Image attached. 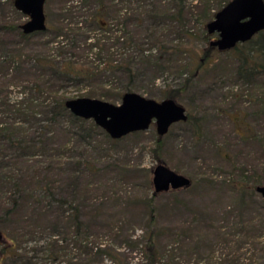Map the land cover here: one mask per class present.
<instances>
[{"label":"trees","instance_id":"obj_1","mask_svg":"<svg viewBox=\"0 0 264 264\" xmlns=\"http://www.w3.org/2000/svg\"><path fill=\"white\" fill-rule=\"evenodd\" d=\"M68 1L59 0L63 6L58 8L56 20L52 25L45 24L42 31L23 33L21 23L0 24V32L16 37L6 57L0 51V264H104V259L122 264L113 245L123 244L129 249L136 246L133 227L126 218L114 209L106 213L108 216L102 215V201L90 194L89 181H82L86 175L102 170L95 166V152L100 157L102 144L112 147L119 138H110L91 119L70 113L64 105L67 98L86 96L113 101L141 83H152L158 72H187L178 87L163 90L164 99L175 101L199 72L213 76L221 67L222 61L217 58L208 60L209 51H215L229 55L228 70L233 82L252 92L258 90L250 94L249 107L256 106L257 112L263 107L264 112V29L223 51L210 46V39L207 40L197 63L190 67L180 58L187 53L190 60L191 51L181 43L165 41L170 32L185 40L190 35L184 21L189 11L184 9L182 0H170V7L161 0H128L131 2L127 4L135 5L123 11V0H93L95 6L87 23L77 20L73 9L66 8ZM227 1L218 0L216 8H211L208 1H198L203 40L210 35L205 23ZM8 3L11 5L12 0ZM95 28L101 33L90 35ZM37 35L39 40L28 52L21 53L25 43ZM63 35L69 38L68 42L54 43L53 38ZM89 54L97 59L90 60ZM80 85L89 88L75 96L66 94L67 86ZM247 111H233L240 115V129L244 126L243 130L233 127V144L255 143L260 158L255 159L254 152L247 150L245 161L252 168L245 169L238 167L237 160L228 154L231 175L221 177L220 182L206 178L205 184L227 188L233 199V204H228V221L233 231L226 237L217 230L220 241L229 249L234 246L233 250L248 243L264 257V200L258 193L260 199L254 198V187L264 185V129L259 132L253 127L248 116L254 112ZM185 113L183 122L197 132L200 117ZM161 136L154 139L156 163H164L159 156ZM216 151L227 158V153L219 148ZM189 180L183 188L193 184ZM156 194L152 190L142 200L147 210L146 229L137 240H142L146 253L143 264H156L161 256L159 249L154 248ZM122 195L124 201L113 191H106L99 198L111 200L112 206H119L118 211L139 199L132 194ZM36 237L40 243L26 245ZM169 249L172 251L175 246ZM185 250L190 259V248L184 247ZM171 251L166 250L165 264H178ZM254 254L255 251L247 259L251 260Z\"/></svg>","mask_w":264,"mask_h":264},{"label":"rangeland","instance_id":"obj_2","mask_svg":"<svg viewBox=\"0 0 264 264\" xmlns=\"http://www.w3.org/2000/svg\"><path fill=\"white\" fill-rule=\"evenodd\" d=\"M8 1L0 0V24L4 21L14 23L25 21L26 16L17 11L12 4L9 5ZM169 1L161 0L160 3L170 7L169 4L172 2ZM198 1L182 0L184 9L189 11L184 20L185 27L190 32L187 40L176 38L171 32L165 37L166 42L181 43L182 47L191 51L193 58L191 57L190 60L187 58V53H183L180 58L183 62H189L190 67L197 63L207 40L213 39L215 35H206V39L203 40L204 30L200 28L201 7ZM202 1H208L211 8H216L218 0ZM129 2L131 1L123 0L122 11L123 8L128 10L129 7H134L135 4H127ZM65 5L66 8L73 9L74 16L78 15L76 16L77 20L87 23L95 2L93 0H85V2L69 0ZM62 6L59 0L44 1L45 24L52 25L54 23L58 8ZM215 10L212 9L211 11ZM100 33V30L96 28L90 31V35ZM37 36L25 43L20 52H28L35 41L39 40V35ZM0 37L3 38L0 51L6 57L8 55L7 50L13 49L12 44L16 37L13 34L2 32H0ZM53 39L54 43L58 42V44L61 41L66 43L69 40L64 35ZM209 54L208 60L216 61L217 58V61H222L221 67L216 70L213 76L209 73L199 72L189 81L187 89L175 99V102L181 105L185 112L200 117L198 131L194 132V127L189 123L177 121L172 123L167 132L161 136L160 160L172 170L191 178L193 184L187 188L159 192L154 197V248L159 249L158 253L161 254L156 264L166 263V254L168 253L166 250L171 251L169 248L173 246H175V249L171 252L175 253V259L178 261L176 263L178 264H264V257L257 250L251 249L248 243L240 249L233 250L234 246L229 249L220 241L222 240L220 236L216 234L219 230L222 231L224 236L228 237L229 232L233 231L228 221V204L232 205L233 199L228 196V189L225 187L219 185L208 187L205 184L207 182L206 178L220 182L221 177L231 175L227 163L228 154L237 160L238 167L252 168V164L245 161L244 154L247 150H250L254 152V158L259 159L260 149L255 143L249 145L239 143L234 146L233 143L236 141V137L232 129L237 127L239 130H243L244 126L240 129V115L236 116L233 111L244 109L245 111L248 110L247 114L249 111H253L254 113L251 114L249 112L248 119H252L253 127L259 132H261L260 129H264V112L263 107L259 108L258 112L256 106L254 108L249 107L250 94L258 92V90L252 92L249 87L237 84L230 79L228 70L229 55L215 51H209ZM89 57L90 60L97 59L94 54H89ZM187 75V72L180 74L178 71L164 70L156 74L152 83H141L133 91L144 97L160 101L164 99L163 90L165 88L178 87ZM85 88L89 87L81 85L80 87L67 86L66 94L70 96L82 94ZM108 102L119 104L120 98ZM231 111L234 114L229 116ZM156 136L154 123L151 122L145 130L133 131L123 135L112 147L102 144L101 156L96 157V152L94 154V157L97 158L95 159V166L102 170H99L96 175L88 174L82 180L89 181L90 194L96 196V200L102 201V211H104L102 215L108 216L106 213L114 209L118 214L121 213V216L126 218V223L133 227L130 231L132 238H136L134 240L136 246L129 249L123 244L113 245L120 253L118 257L122 259V264H143L146 258V253L142 249V240H137V238L141 239L140 235L146 229L147 210L142 200L152 192L149 178L151 179V168L157 161L153 156ZM216 148H219L222 153H227V158L225 159L221 154L219 155ZM234 153L237 155L236 157H234ZM106 165H109V167H106ZM259 174H262V172L260 171ZM106 191H113L118 197L121 196L120 201H124L122 194H132L139 199L134 200L133 203L122 207L121 211H118L119 206H112L111 200L99 198ZM254 198L256 200L260 199L257 192H255ZM115 200L117 201V199ZM88 203L92 202L89 201ZM257 212L260 215L261 212ZM261 240L262 238H260ZM40 241L41 239L36 237L30 239L26 245H36ZM181 244H183V247L180 248ZM184 247L190 248L189 251L192 253L190 259L187 258L188 255L186 254L188 251H183ZM254 251L255 254L252 259H247ZM233 255H235V260H231ZM102 263L115 264L106 259ZM70 264L76 263L72 262ZM169 264L173 263L170 262Z\"/></svg>","mask_w":264,"mask_h":264},{"label":"water","instance_id":"obj_3","mask_svg":"<svg viewBox=\"0 0 264 264\" xmlns=\"http://www.w3.org/2000/svg\"><path fill=\"white\" fill-rule=\"evenodd\" d=\"M44 1L12 0L13 7L26 16V20L20 24L23 33L45 29ZM204 26L208 34H216L208 41L210 46L218 51L229 49L264 29V0H228ZM64 105L73 115L91 119L113 139L145 130L151 122L154 123L156 134L161 136L172 123L186 118L184 108L174 100L165 98L156 101L133 91L124 92L119 104L77 96L67 98ZM150 181L154 193L180 189L190 183L188 177L162 162L151 168ZM254 190L264 200V185H256Z\"/></svg>","mask_w":264,"mask_h":264},{"label":"flooded vegetation","instance_id":"obj_4","mask_svg":"<svg viewBox=\"0 0 264 264\" xmlns=\"http://www.w3.org/2000/svg\"><path fill=\"white\" fill-rule=\"evenodd\" d=\"M216 36V34L214 35V37Z\"/></svg>","mask_w":264,"mask_h":264}]
</instances>
